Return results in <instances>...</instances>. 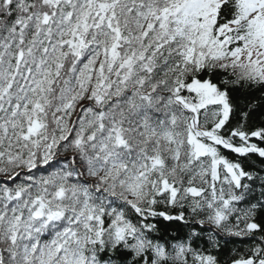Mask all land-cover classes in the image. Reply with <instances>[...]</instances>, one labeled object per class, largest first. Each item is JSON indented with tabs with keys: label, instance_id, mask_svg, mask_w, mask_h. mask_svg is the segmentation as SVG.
Listing matches in <instances>:
<instances>
[{
	"label": "snow or ice",
	"instance_id": "6c2138e0",
	"mask_svg": "<svg viewBox=\"0 0 264 264\" xmlns=\"http://www.w3.org/2000/svg\"><path fill=\"white\" fill-rule=\"evenodd\" d=\"M0 264H264V0H0Z\"/></svg>",
	"mask_w": 264,
	"mask_h": 264
}]
</instances>
